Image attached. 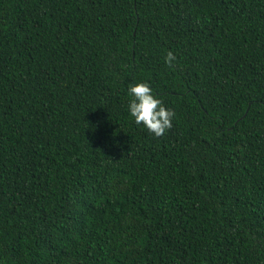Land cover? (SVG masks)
I'll return each instance as SVG.
<instances>
[{"label":"trees","instance_id":"obj_1","mask_svg":"<svg viewBox=\"0 0 264 264\" xmlns=\"http://www.w3.org/2000/svg\"><path fill=\"white\" fill-rule=\"evenodd\" d=\"M0 264H264V0H0Z\"/></svg>","mask_w":264,"mask_h":264},{"label":"clouds","instance_id":"obj_2","mask_svg":"<svg viewBox=\"0 0 264 264\" xmlns=\"http://www.w3.org/2000/svg\"><path fill=\"white\" fill-rule=\"evenodd\" d=\"M175 59L174 53L169 51L166 63L171 64ZM127 91L130 97L127 109L135 123L142 124L155 137L163 136L172 127L173 110L153 94L151 86L146 82L130 84Z\"/></svg>","mask_w":264,"mask_h":264}]
</instances>
